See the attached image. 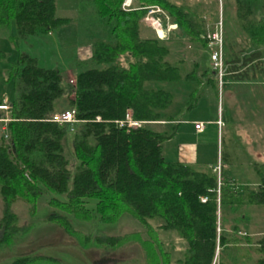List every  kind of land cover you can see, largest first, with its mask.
Masks as SVG:
<instances>
[{"label": "trees", "instance_id": "16d2710c", "mask_svg": "<svg viewBox=\"0 0 264 264\" xmlns=\"http://www.w3.org/2000/svg\"><path fill=\"white\" fill-rule=\"evenodd\" d=\"M88 2L106 30L89 37L88 58L75 57L78 70L73 81L68 78L62 84L58 68L40 65L26 52H19L6 67V81H14L16 94L10 100L6 130L0 132V195L4 202L0 247L12 242L19 230L12 202L24 199L34 210L38 198L53 191L66 198L49 199L53 209L47 219L76 236L84 247L114 248L132 238L134 232L112 235L95 231L98 223H113L127 211L147 231L153 230L152 219H160L157 227L176 232L186 242L171 261L161 240L153 235L141 240L145 264H241L252 253L254 264H264V161L252 164L255 180L240 187L228 179L221 164L218 174L215 163L199 166L168 159L163 152L179 118L169 109L174 93L151 82L183 79L198 86L213 83L215 74L202 61H193L184 71L182 59L168 60L165 39L143 33L144 6L161 5L178 28L208 49L202 17L172 0H132L128 9L122 7L123 0ZM234 3L236 22L256 48L243 60L260 57L264 0ZM55 11V0H0V30L14 25L11 37L18 39L49 33L72 21ZM62 95L75 108L78 121L73 129L69 122L52 120L55 111L64 109L55 107ZM199 95L196 87L192 89L183 108H192ZM127 114L141 123L119 125L117 120ZM161 121L170 123L157 125L164 123ZM70 131L78 160L74 170L64 149ZM90 199L95 200L93 206H88ZM241 205H263V223L257 234L242 231L236 222L226 228L227 208L234 211ZM67 214L90 222L91 230H75ZM35 263L60 264L52 256L30 254L17 255L7 264Z\"/></svg>", "mask_w": 264, "mask_h": 264}, {"label": "rangeland", "instance_id": "374dc122", "mask_svg": "<svg viewBox=\"0 0 264 264\" xmlns=\"http://www.w3.org/2000/svg\"><path fill=\"white\" fill-rule=\"evenodd\" d=\"M172 1L189 6L201 16L204 20L205 31L214 28L221 19L225 40V59L229 66L232 60H241L253 49L247 34L236 22L234 0ZM55 14L57 16L72 17V21L49 33L28 35L18 39L11 37L15 33L14 25L6 31L0 30V99L2 97L9 102L16 94L13 88L14 81H6V67L16 59L19 52H26L35 56L40 65L58 68L63 76L62 84L66 85L67 79L69 78L72 81L75 71L78 70L75 64V57L77 58L76 47L80 46L79 55L83 57L82 59H86L91 53V41H89L91 34H97L98 37L105 33L106 29L97 17L93 6L87 3L86 0H56ZM168 19L172 21L169 16ZM163 25H166V19H164ZM142 27L143 33L156 34L155 30L145 22ZM164 39L169 48L168 60L174 62L182 59L184 61V71L190 69L193 61L198 60L199 62L202 61L203 64H209L208 49L199 42L190 39L181 28L176 26ZM262 60L264 68V57ZM230 67L232 68V66ZM256 82L255 87H261L259 83L264 84V74H262L261 80ZM151 84L154 86L160 85L174 93V102L169 109L171 108L172 112L175 111L176 115L178 112L174 109L179 106L183 108L186 96L191 87L195 86V82H187L183 79L172 82H151ZM208 87L209 90L204 93L196 105L198 113L203 111L213 119L219 117L223 120H231L233 123L230 121L231 124L228 122L226 126L228 128L226 132L230 134L232 132L235 134L236 128L241 130L243 126L246 129L254 130L255 134L250 136L254 142H249V145L244 140L235 137L236 140H240L239 144L244 148L249 146V149H251V145L259 146L262 142L264 143L262 140L264 135V103L260 101L262 98L261 92L256 91L254 94L248 92L245 97L230 95L227 92V84L224 79L222 85H219L216 79ZM55 107L57 109L69 108L67 96L58 97L55 100ZM4 111L0 112L5 114ZM236 118H238V122L235 121ZM2 124L3 122L0 121V132H3L1 129ZM166 124L164 122L157 125L164 126ZM178 142L179 139L176 136L171 140H167L164 145L175 148ZM64 149L65 155L69 159V166L74 170L78 160L73 152L71 131L64 138ZM164 154L168 159L172 157H170V153L166 148ZM251 158L258 162L264 161V155H254ZM235 166H239L238 170L244 169L246 171L245 175L249 178L256 177L252 168H242L241 164ZM232 168L236 169L234 166ZM238 180L237 183L242 184L243 180ZM52 197L57 199L66 198L64 193L45 192L38 198L34 210H31L30 203L24 199L18 198L12 202L11 209L17 214L19 230L14 234L12 242L0 247V264H7L13 257L23 254L52 256L60 264H145V250L141 240L149 239V236L153 235L154 239L158 238L162 241L163 248L170 251L171 261L179 256L186 245L185 240L179 237L176 232L157 227L156 225L160 222V219H152L153 230L147 231L145 226L125 211L113 223H98L95 231L112 235H126L134 232L132 238L124 240L122 244L114 248L104 249L94 245L84 247L76 236L65 231L58 223L47 219L48 213L53 209L52 205L48 203ZM94 202V199H90L88 206H93ZM3 207L4 202L0 195V217ZM67 215L75 230L83 232L91 230L90 222L70 214ZM225 216L227 229H230L236 222L242 231L257 234L263 223V205H241L234 211L227 208ZM254 259L255 254L252 253V256L246 257L241 264H254Z\"/></svg>", "mask_w": 264, "mask_h": 264}, {"label": "crops", "instance_id": "0c3cea01", "mask_svg": "<svg viewBox=\"0 0 264 264\" xmlns=\"http://www.w3.org/2000/svg\"><path fill=\"white\" fill-rule=\"evenodd\" d=\"M86 1L87 3H89L88 0ZM79 47H76L75 52L77 58L82 59L83 57L79 55V52L81 51ZM260 49V57H254L246 61L243 60V57L241 60L235 59L230 62V66H232V68L230 67L231 72L227 73L224 76V82H226L227 84L228 94L233 96L238 95L245 97L247 96L248 92L251 94H254L256 91L258 93L261 92L262 94L260 93V95H262V98L260 101L261 103H264V84L262 85L261 83H259L261 87H255L257 84L256 81L261 80V76L262 74H264V68L262 66L264 47ZM254 51H256V48L253 46V49L245 57H249L250 54ZM201 65L204 67L209 66L208 63H201ZM246 67L248 68L246 69ZM242 68L244 69L242 70ZM216 79V77L213 79V83ZM209 84L210 83L206 82L202 83L201 85H195L191 87L188 95L186 96V99L189 97L191 90L195 87L198 89V93L200 94L198 97V101L192 108L188 110L185 108H182L181 110H177L178 108L174 109L178 112L176 117L179 118V126L173 137L177 136L179 142L177 146H175V148L163 145V152L166 148L170 153V157H173H171L170 159L193 163L199 166L219 163L222 165L223 172L229 180H234L236 181V183L237 181H239L238 179L243 180L242 184L237 183V185L241 187L245 183H250V181L253 182L255 180V177L249 178V176L245 175L246 171H244V169L238 170L239 166L235 165L241 164L242 168L253 169L252 164L258 161L252 160L251 157L254 155H264V143L262 142L259 146L251 145V149H249V146L244 148L242 145L240 146L239 141L244 140L247 145H249V142H254L250 138L251 135L255 134L254 130L246 129V127L243 126L241 130L239 128H236L235 134H233V132L230 134L229 132H226L228 130L226 126L227 123L231 120H223L219 117H217V119H213L212 117L206 115L203 111L198 113L196 105L199 103V99H201L204 93L209 90ZM193 121H203V130L196 131ZM235 121L238 122V118H236ZM169 123L170 122H167V124ZM214 125L216 126L214 127ZM235 137L240 140H236ZM172 138H170L169 140H171ZM262 140L264 141V135L262 136ZM229 165H231V167H229ZM233 166L236 167L235 170L232 168Z\"/></svg>", "mask_w": 264, "mask_h": 264}, {"label": "built area", "instance_id": "2783aa9c", "mask_svg": "<svg viewBox=\"0 0 264 264\" xmlns=\"http://www.w3.org/2000/svg\"><path fill=\"white\" fill-rule=\"evenodd\" d=\"M132 0H123L122 7L128 9L131 6ZM145 13L141 18V21L151 26L159 38H166L168 33L177 26L175 22L169 21L168 14L164 8L157 4L152 3L144 6ZM164 19H166V25H163ZM205 37L207 39L208 53H209V65L214 71L215 77L218 80L219 85L223 84L224 76L230 73L228 68L229 64L225 59V40L223 32V24L220 19L211 30H206ZM73 81V79H72ZM11 108L10 102L3 99L0 103V109L5 110V116L0 117V121L3 122L1 129L6 130V122L10 119L8 111ZM52 120L58 123L69 122L71 129H73L75 123L78 121L75 115V108L69 107L63 110L55 111L52 114ZM119 125L136 126L141 123V120L133 119L129 114L124 119L117 120ZM196 131H202L204 128L203 121H193ZM5 136L7 134L5 133ZM214 169L219 174L220 165L214 166ZM202 199H205L204 197Z\"/></svg>", "mask_w": 264, "mask_h": 264}]
</instances>
